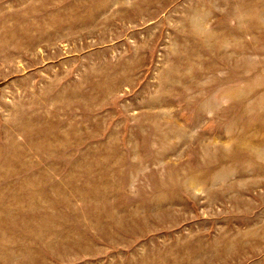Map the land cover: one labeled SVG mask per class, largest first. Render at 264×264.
I'll list each match as a JSON object with an SVG mask.
<instances>
[{"label": "rangeland", "instance_id": "rangeland-1", "mask_svg": "<svg viewBox=\"0 0 264 264\" xmlns=\"http://www.w3.org/2000/svg\"><path fill=\"white\" fill-rule=\"evenodd\" d=\"M0 264H264V0H0Z\"/></svg>", "mask_w": 264, "mask_h": 264}]
</instances>
